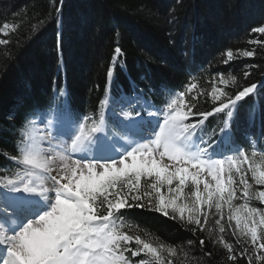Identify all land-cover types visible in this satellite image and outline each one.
<instances>
[{
    "label": "trees",
    "instance_id": "16d2710c",
    "mask_svg": "<svg viewBox=\"0 0 264 264\" xmlns=\"http://www.w3.org/2000/svg\"><path fill=\"white\" fill-rule=\"evenodd\" d=\"M58 6L59 0H0V26H15L7 36L0 33L9 41L0 44V186L5 189L28 175L19 161L36 120L63 114L62 123L73 129L100 122L103 108L110 110L121 94H136L160 109L186 91V104L210 111L207 94L214 87L234 91L232 76L242 84L264 80V45L249 43L264 41L251 33L264 25V0H63L57 18ZM117 45L122 55L114 61ZM229 48L254 50L256 56L224 64ZM244 65L251 71L247 80ZM109 66L116 67L111 82ZM221 75L229 83H222ZM188 83L195 88L186 89ZM225 121L229 129L222 146L264 151V88L242 101L234 116L209 117L198 135L219 134ZM117 224L154 245L175 246V264H232L222 245L209 242L203 251L212 255H203L199 238L210 240L207 231L193 236L153 211L122 210ZM223 235L240 250L230 230ZM141 258L150 259L144 254L131 259ZM236 264H248L247 257L238 256Z\"/></svg>",
    "mask_w": 264,
    "mask_h": 264
},
{
    "label": "snow or ice",
    "instance_id": "6c2138e0",
    "mask_svg": "<svg viewBox=\"0 0 264 264\" xmlns=\"http://www.w3.org/2000/svg\"><path fill=\"white\" fill-rule=\"evenodd\" d=\"M62 11L63 0H59L57 18ZM10 28L15 26L5 22L0 33L7 36ZM251 33L264 36V25L252 28ZM8 43L0 39V44ZM249 43L264 45L259 39ZM114 53L115 61L122 49L117 45ZM255 56L254 50L234 52L229 48L223 63ZM244 69L247 80L249 65ZM115 75L116 67L109 66L108 80L113 81ZM230 79L234 91L214 87L207 94L213 101L210 111H196L195 105L185 103L186 91L176 93L165 107L152 113L161 120L159 130L147 139L140 138L143 142L130 141L123 150L117 145L127 133L124 127L112 136L99 135L105 131L104 112L100 122L79 123L70 144L42 147L31 133L27 134L19 163L31 180L22 188H10L14 195L0 196L2 264H175V246L154 245L121 230L119 214L132 208L160 214L193 236L207 231L210 240L199 238L205 256L212 255L203 251L211 242L227 250V261L232 264L238 256L247 257L248 264H253V255L256 264H264V208L251 203L255 200L264 205V190L254 188L248 180L250 172L254 184L264 186V164L255 163L245 149L221 147L228 134V121L219 134L213 132L207 138L198 135L209 117L222 113L234 116L242 101L264 88V80L242 84L236 76ZM221 81L229 83L222 75ZM184 87L191 90L195 85ZM141 114L137 112L135 118L143 119ZM62 121L63 114L57 115L53 139L65 135L60 131ZM113 151L119 154L109 155ZM83 153L89 155H77ZM256 154L253 151L252 157ZM31 197H38L43 207L23 222L21 216ZM212 219L215 228L209 227ZM229 230L240 245L239 251L223 235ZM133 242L134 248L130 246ZM187 243L191 246L194 241ZM141 254L150 259H131Z\"/></svg>",
    "mask_w": 264,
    "mask_h": 264
},
{
    "label": "rangeland",
    "instance_id": "374dc122",
    "mask_svg": "<svg viewBox=\"0 0 264 264\" xmlns=\"http://www.w3.org/2000/svg\"><path fill=\"white\" fill-rule=\"evenodd\" d=\"M58 44V43H57ZM115 111L117 108V112H115L116 116L113 118V120H119L120 122L123 121L125 129H127L126 135H124L123 139L120 140V143L117 145V147L123 148L129 147V142L130 141H140V138L147 139L148 137L152 136V133L156 132L159 130V125L161 123V120L159 117H152L153 108L149 106L147 103H142L140 99H137L134 97L132 100H129L128 98H119L115 105H114ZM143 110L145 113H142L141 118H135L136 115H131L128 114L127 116L125 113H129L130 111H135V110ZM117 118V119H116ZM139 120V130L140 132H133V129L135 130L136 122ZM142 122V123H140ZM138 127V126H137ZM143 130V131H142ZM57 131L56 127V122H51V121H36L32 124V129H31V135L37 140L38 143L41 144L42 147H48L49 145H63L65 143L70 144L71 143V138L72 135H74V130H71L65 123H61L60 126V131L65 133V135H61L53 139V134H55ZM118 132V130H117ZM114 134V131H108V135L112 136ZM99 135L104 136L105 131L103 133H100ZM41 137H46V139H41ZM255 151L257 154L255 157H252V153ZM118 152H110L109 155H118ZM249 157L253 158L255 163L257 164H264V151H256V149L251 148L248 151ZM77 155H89V153H83V154H77ZM248 167L247 164L244 165V168L246 169ZM239 179V177H237ZM31 180L30 175H24V176H18L17 180H15L12 183L13 188H22L26 183H28ZM248 180L249 183H253V187L258 189V190H264V186H257L254 184V182L251 180V173H248ZM14 195V193H9V192H2L0 190V196H11ZM39 201L38 197H31L30 202L28 203L29 206H31V211H29V208L27 209V214L24 212L21 216V220L23 222H26L25 217L27 216H32L35 215V213L40 210L43 207L42 202H37ZM237 203H241L242 201H236ZM254 206L256 207H261L264 208V205H261L259 201H252L251 202ZM224 223L227 225V209H225V219ZM210 226L215 228V223L214 219H212L209 222ZM233 227H234V222H233ZM218 230H217V232ZM167 254V253H165ZM0 264H2V261H0Z\"/></svg>",
    "mask_w": 264,
    "mask_h": 264
},
{
    "label": "bare ground",
    "instance_id": "6f19581e",
    "mask_svg": "<svg viewBox=\"0 0 264 264\" xmlns=\"http://www.w3.org/2000/svg\"><path fill=\"white\" fill-rule=\"evenodd\" d=\"M138 122H139V120L136 122L137 124H136V126H135V130L133 129V132H140L139 130H141L139 127V124H138ZM140 123H142V122H140ZM138 126V127H137ZM143 131V130H142ZM37 202H39V201H37ZM31 206H29V204L27 205V207H26V210H25V212H26V214L28 213L27 212V209L29 208V211H31V208H30Z\"/></svg>",
    "mask_w": 264,
    "mask_h": 264
}]
</instances>
